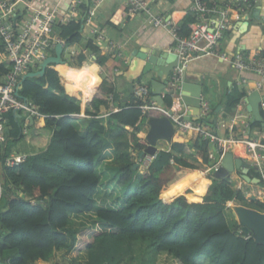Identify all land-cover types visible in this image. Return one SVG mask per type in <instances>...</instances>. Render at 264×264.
Segmentation results:
<instances>
[{
  "label": "trees",
  "instance_id": "16d2710c",
  "mask_svg": "<svg viewBox=\"0 0 264 264\" xmlns=\"http://www.w3.org/2000/svg\"><path fill=\"white\" fill-rule=\"evenodd\" d=\"M195 19L190 14L182 20V35H189V24ZM60 29L67 44L82 41L80 20L61 25ZM88 46L97 51V62L112 77L123 61L110 62L92 41ZM84 60L86 55H81V63ZM9 70L0 64V81ZM108 84L105 79L104 90ZM19 93L51 118L35 117L30 132L25 135L22 133L24 114L21 112L17 120L14 114L10 116L5 155L29 153V156L20 165L2 164L0 168V195L5 203L0 210V264L51 262L55 253L63 249L73 251V261L77 262L82 252H92L98 244L110 252L138 242H148L156 254L170 253L181 264H199L203 257L212 264H264V244L247 238L249 233L241 234L242 226L239 223L233 226L227 216L229 202L248 201L242 191L234 189L230 177L219 179L210 175L203 178L208 181L203 191L197 180L171 197L170 203L160 199V192L171 186L176 167L199 168L186 156L183 144L173 143L170 151L157 152L144 174L139 168L134 169L135 163L130 164L128 169L134 176L121 205H99L97 195L102 182L99 162L108 147L107 133L111 128L136 130L144 117L142 101L134 93L121 104L120 110L101 117L100 106L104 101L94 98V94L84 111L86 98L79 97L82 102L65 94L58 71L52 68L42 77L27 78ZM243 96V93L233 95L229 105L236 106ZM171 106L172 97L166 95L164 107ZM82 112L90 119L84 130L69 116ZM150 115L159 113L151 111ZM252 127L260 128L264 140L262 122L255 121ZM23 144L31 145L33 152L31 148L25 152ZM143 148L142 145L139 150ZM190 148L204 162L213 164L208 155V141L195 135ZM250 201L264 211V202ZM230 205L236 206L233 202ZM89 213L95 214V224L100 222L118 231L79 225L74 219ZM94 264L120 263L104 256Z\"/></svg>",
  "mask_w": 264,
  "mask_h": 264
},
{
  "label": "built area",
  "instance_id": "2783aa9c",
  "mask_svg": "<svg viewBox=\"0 0 264 264\" xmlns=\"http://www.w3.org/2000/svg\"><path fill=\"white\" fill-rule=\"evenodd\" d=\"M21 1L24 0H0V52H4L10 62L9 72L0 81V168L2 164L20 165L29 156V153L5 155L9 113L17 111L24 114L26 120L22 133L25 135L31 130L30 117L43 120L51 118L50 115L42 113L37 105L30 101L26 102L25 99L21 98L18 95V87L25 74L38 71L40 64L46 58L55 55L51 52L56 53V47L59 43H64L63 57L65 58V52H68L70 47L67 41L61 37V25L85 17L84 29L81 34L85 32L84 30L87 27H90V31L95 35V40L98 43L105 42L112 47H118L115 41L93 27L95 16L105 0H73L67 13L61 12L58 6H34L32 3L24 1L26 3L24 13L18 18ZM254 3V0H192L190 12L196 19L191 25L190 34L186 37L180 34V28L177 25H174L170 19H167L156 10L155 0H126V10L130 16H144L146 21L154 27L167 29L176 41L173 53L179 57L178 64L168 77L167 88L171 91L170 94L173 99L172 106L169 109L164 108L154 99L149 100L151 88L148 83L145 81L135 83L133 93L136 98L142 101L140 105L142 112L145 114L149 110H157L163 116L171 118L175 134L180 132L198 135L208 141L210 146H214L215 150L212 149L208 152L210 160L215 161L214 166L209 168L211 173H217L221 170V161L218 160L219 153L230 149L234 145L246 144L264 179V142L260 139L251 140L235 137L234 134H231L234 132L235 121L232 124L217 123L218 128H220V124L231 131L228 135H220L212 129L211 123L206 122L211 109L209 102L201 98L199 115L196 119H193L190 115L189 106L182 97L183 76L188 64L204 56H213L228 61L239 72L255 73L260 76V80L256 82V90L259 92L262 90L264 86V56L262 54L245 53L239 50L233 55H229L219 49V44L225 33L232 29L234 23L243 22L250 18ZM82 12L85 14L82 15ZM61 65L63 64L51 65L48 68L57 67L59 69ZM261 97L260 105L264 108L262 94ZM108 99L112 100L113 95L109 94ZM176 99H179L178 102H176ZM118 110H120L119 106H112L101 117H107ZM69 116L80 117L81 114ZM85 116L87 115L85 114ZM186 116H190L189 120L182 119ZM247 128L249 127L247 126ZM244 131H247V129ZM142 144L144 148L141 151L149 145L147 137L142 141ZM156 154L147 153L142 158L138 154L139 166L144 173L147 172ZM171 162L175 163L173 160ZM202 173L204 174V172ZM21 195L23 194L21 193ZM230 203L227 204V209L231 207ZM99 224L97 222V226ZM239 232L241 234L245 233L243 229H240ZM249 237H252V233L248 234L247 238Z\"/></svg>",
  "mask_w": 264,
  "mask_h": 264
},
{
  "label": "crops",
  "instance_id": "0c3cea01",
  "mask_svg": "<svg viewBox=\"0 0 264 264\" xmlns=\"http://www.w3.org/2000/svg\"><path fill=\"white\" fill-rule=\"evenodd\" d=\"M27 3H32L34 6H47V7H55L58 6L63 13H67L73 3V0H24ZM254 8L251 12V15L255 9H259V14L257 16H250V18L244 20L243 22H235L232 29L227 31L224 35V38L219 44V49L228 53L229 55H233L237 51L241 50L245 53H260L264 56V33L263 28L264 24L261 25L258 23L259 19L264 21V0H254ZM64 3H68L69 7L67 9L63 8ZM192 4V0H155V8L156 10L164 15L167 19H170L174 25L180 28V24L183 19H185L188 15L192 14L190 12V7ZM85 14L82 12V15ZM80 20V19H77ZM82 21V19L80 20ZM194 22V21H193ZM191 22L189 24L190 32H191ZM93 27L100 30V32L104 33L108 38L115 41L118 47H112L108 43L100 42L98 43L95 40V35L92 34L90 31V27H87L85 32L82 34V41L79 43H75L69 45V51L73 56H76L77 59H80L81 55H86V60H84L81 64L85 62H89L87 59L95 57L94 61L100 66V74L102 72H107L98 62H97V51L92 50V47L88 46L90 41L94 47H98L100 49L101 54L109 57L110 62L112 61H123L122 65L116 68L113 74H116V77H107L109 82L108 89H103V78L101 77V82L96 90L94 95L104 101L103 104L100 106V115H104L107 113L108 109L112 106H119L121 108V104L126 102L129 96L126 95L127 93V86L128 81L124 76H119L118 73L123 71L127 67V62L129 61V57L131 52L134 49H139L141 47H150L152 50H161L162 52L171 51L173 52V48L176 45L175 38L173 35L163 27H154L151 23L146 21V18L141 15H134L130 16L126 10V0H105L102 4L101 8L99 9L98 13L95 16V20L93 21ZM84 29V28H83ZM83 31V30H81ZM181 34V31H180ZM190 34V33H189ZM182 35V34H181ZM184 36V35H182ZM126 51V54L124 53ZM2 52V51H1ZM0 52V64H5L9 67L10 62L6 58V55ZM69 63V62H68ZM69 65H71L69 63ZM57 71V67L52 68ZM187 72L191 73V77L187 78L188 81L192 83H198L202 85V98L209 102L211 107L208 121L207 123H211L212 129L215 132H218L220 135H228L231 133L228 128L220 126L217 127V123H228L232 124L235 121L236 125H234V134L237 138H247L251 140L260 139L264 142L260 128H253V122L257 121L254 119L253 114L248 110L247 105V98L249 94L256 91V82L260 80V76L256 75L255 73L251 72H239L236 70L232 64L228 61H224L223 59L213 57V56H204L198 59L191 61L187 66ZM120 77V78H119ZM119 78V79H118ZM145 81L149 84L151 88V95L149 100H153L154 96L152 93V81L148 82L143 78V75L137 79L136 82ZM115 87H118V91H116ZM113 88V91L110 89ZM171 91L168 90L166 87L162 91V95L165 98L166 95H170ZM260 94L264 97V86L262 90H260ZM175 93V92H174ZM180 93V92H179ZM243 93L244 96L241 101L236 106H230V100L232 99L233 95ZM109 94L113 95V99L109 100ZM178 94V93H177ZM76 97V96H74ZM77 98V97H76ZM93 96L86 98V103L83 107L85 109L90 106L93 101ZM80 99L82 102L83 100ZM155 100V99H154ZM179 99H176L178 102ZM173 102V99H172ZM164 107V106H163ZM165 108V107H164ZM262 114L264 113V108L261 107ZM151 111H156L159 113L157 117L163 116L157 110H149L147 113H143L144 117L139 121L137 126V130H140L138 136L140 135L139 142L142 144V141L145 140L146 134L149 132L150 124L149 120L151 117ZM14 113H9L8 118L10 121V116ZM80 117H74L76 119L77 125L80 127L81 130H84L90 119L88 116H85V112L80 113ZM74 115V114H71ZM87 115V114H86ZM194 119V115H191ZM264 116V115H263ZM21 118V117H19ZM18 118V119H19ZM35 120V118H34ZM35 122V121H34ZM264 122L262 125L264 127ZM34 124V123H33ZM247 126L249 128H247ZM8 123V130L9 128ZM141 128L143 130H141ZM112 133L115 131L116 128H111ZM247 131H244L246 130ZM126 130V129H125ZM127 130L135 131L134 127L127 128ZM111 130L108 132L109 137L108 139V147L104 153L106 154L107 150L110 154H113L114 148L111 147ZM180 133V132H179ZM176 133L174 134L171 141L166 139L164 140V144L159 145L158 152L160 150H168L172 149L173 143H180L186 146V156L191 161V157H196L197 162H193V164L197 165L198 169H191V168H182L177 173L185 174L189 170L197 171L199 174L203 176V173L206 169L207 172L215 175V177H230L233 181L234 188H241L245 194L247 200H256L260 202H264V179L262 178L261 171L257 168L252 153L249 151L248 147L244 143H240L234 145L230 149L219 153L218 160L221 161V170L217 173H211L209 168L213 167V164H208L204 162L202 158L199 156L194 155L193 150L190 148V145L193 141L195 135L191 133ZM186 139V141H185ZM160 141V140H159ZM158 141V143H159ZM23 149H27L25 152L31 148V153L33 152V147L31 145H22ZM215 150L214 146H210V150ZM138 149V154L141 151ZM141 156V155H140ZM104 157L99 162V168L104 161ZM236 159H242L248 162L251 166L248 172V175L252 179L251 182L245 180L242 177L241 169H231L232 165H235ZM110 160V159H109ZM107 161V160H106ZM139 162L138 159H134L130 163H137ZM192 162V161H191ZM106 165V163H104ZM135 165V164H134ZM252 167L256 169L259 174H255L252 172ZM139 168V172L144 174V171ZM137 168V169H138ZM106 170V169H105ZM205 173V172H204ZM197 174V173H196ZM102 175V174H101ZM253 179H259V183H255ZM101 182V186L99 189V195L110 191L111 184L107 183V187ZM249 199H248V198ZM125 199V197L123 198ZM101 200L99 201V205L101 204ZM233 203H238L237 199L232 200ZM109 206H116L114 202H111ZM106 207V206H105ZM6 210V209H4ZM257 210H260L259 208ZM263 211V210H260ZM227 212V210H226ZM264 212V211H263ZM228 216V215H227ZM229 218V217H228Z\"/></svg>",
  "mask_w": 264,
  "mask_h": 264
},
{
  "label": "water",
  "instance_id": "95a60500",
  "mask_svg": "<svg viewBox=\"0 0 264 264\" xmlns=\"http://www.w3.org/2000/svg\"><path fill=\"white\" fill-rule=\"evenodd\" d=\"M25 7L26 3L24 1H21L19 4V13L17 15L18 18L23 15ZM259 12V9H255L251 16H257ZM84 21L85 17H83L81 21V30H83L84 28ZM63 45L64 43H59L57 45L55 55L46 58L40 64V69L38 71H31L23 76L22 82L18 87V95L20 94V90L23 88V82L27 78L44 76L47 72L48 67L51 65H69L66 59L63 57ZM178 62V55L170 51L162 52L161 50H152L150 47H141L139 49H134L130 54L126 69L118 73L119 76H124L128 81L126 95L130 96L133 93L137 79H139L142 75L153 72L156 74V78L153 79L151 83L152 93L154 99L158 102V104L164 106L165 98L162 95V91L167 87L168 77L173 68L178 64ZM189 77H191V73L187 72L186 70L183 76L182 97L184 102L189 106L190 115H194V119H196L200 112L202 85L188 81L187 78ZM25 100L26 102L29 101L28 99ZM261 100L262 97L260 92L257 90L254 91L253 93L249 94L247 98V108L253 114L255 120L264 122V116L260 108ZM21 116L22 115L19 112H14V117L16 118V120ZM189 118L190 116H186L182 119L189 120ZM30 122L31 125H33V117H30ZM149 124L150 129L147 133V140L149 142V145L145 150L141 151V158L144 157L147 153L151 155L156 154L158 150V141L162 139L171 141L175 134L173 122L169 116H153L150 118ZM250 166L251 165L248 162L242 159H236L235 165H232L230 168L232 170L235 168L241 169L242 177L245 180L251 182L252 179L248 175ZM138 167L139 162L135 163L134 169H137ZM253 181L255 183L260 182L259 179H253ZM234 209L238 214L240 225L242 226L244 232L252 233V237L257 243L264 244V212L244 205H236Z\"/></svg>",
  "mask_w": 264,
  "mask_h": 264
},
{
  "label": "rangeland",
  "instance_id": "374dc122",
  "mask_svg": "<svg viewBox=\"0 0 264 264\" xmlns=\"http://www.w3.org/2000/svg\"><path fill=\"white\" fill-rule=\"evenodd\" d=\"M261 27L264 24V21L262 19H259L258 22ZM263 28V27H262ZM264 29V28H263ZM264 33V30H263ZM52 54H55V52H51ZM126 54V51L124 52ZM65 59L71 64L73 67H79L81 65L80 59H77L76 56H73L70 51L65 52ZM89 62H91L90 58L87 59ZM100 76L103 78V80L107 79L109 77L108 72H102ZM112 77H116V74H113ZM120 78V77H119ZM118 78V79H119ZM143 78L150 82L153 79L156 78V74L153 72L147 73L143 75ZM116 91H118V87H115ZM111 133H112V129ZM109 130V131H110ZM141 130H143L141 128ZM140 130L130 131L125 129H119L116 128L115 131L111 134V147L114 148L113 154H110V152H106L104 155V161L101 164V167L99 168L100 173L102 174V182L105 185L104 187H107V183L111 184V190L103 194V200L102 195H97L98 200H101L100 206H109L111 205V202H114V205L118 207L121 205V202L123 201V198L125 197V194L130 188L132 176H134L130 170L128 169L130 163L134 159H138V149L143 145L140 144L139 139L140 135L138 136V133ZM107 137H109V134L107 133ZM147 137V134H146ZM108 140V139H107ZM159 145L164 144V140H160ZM110 159V160H109ZM191 161L197 162L196 157H191ZM107 160V161H106ZM106 163V165H104ZM106 169V170H105ZM182 168L175 169L176 175L174 180L170 183L172 186L175 184L181 177L186 175H195L198 173L194 170H188L185 172V174L178 175V171ZM252 172L255 174H259V172L256 171L254 167L251 168ZM206 169L203 174V178L208 179V177L212 174L207 172ZM215 176V175H212ZM216 178V177H215ZM219 179L224 178L223 176L217 177ZM134 188V187H132ZM236 191H240L241 188H234ZM101 198V199H99ZM248 198V197H247ZM3 196L0 195V210L4 207L5 203L3 200ZM249 199V198H248ZM98 201V202H99ZM235 205H244L253 209H258L254 202H251L248 200L246 203H236ZM227 215L229 217L230 223L235 226L238 223L240 224V219L238 217V214L236 213L233 206L229 207L227 209ZM79 225L84 224L87 226H93L96 229H105L107 231H118L116 228L108 227L106 225H102L100 222L99 226H97V223L95 224V214L89 213L80 216L79 218H74ZM103 227V228H102ZM73 251H68L67 249H63L60 251H57L54 255V258L51 262H37L36 264H71L74 262V264H89L92 262L93 264L98 261V259L104 257V256H110L113 260L118 261L120 264H181L177 260L173 258V256L170 253L167 252H160L156 254L152 249L148 242H138L133 243L131 245L121 246L119 249L108 251L107 248H104L102 244H98L96 248L92 252L84 251L80 254L79 259L77 262L73 261ZM199 264H212L210 260L206 257H203L200 259Z\"/></svg>",
  "mask_w": 264,
  "mask_h": 264
},
{
  "label": "clouds",
  "instance_id": "9594fccd",
  "mask_svg": "<svg viewBox=\"0 0 264 264\" xmlns=\"http://www.w3.org/2000/svg\"><path fill=\"white\" fill-rule=\"evenodd\" d=\"M68 3H64L63 8L67 9ZM91 61L95 60V57L90 58ZM100 66L95 62H85L79 67H73L71 65H64L58 69L59 83L64 89L65 94L70 98L72 96L92 97L101 82ZM199 180V188L204 190V185L208 181L204 180L202 175L197 173L195 175H186L181 177L175 184L170 186L166 190L160 192V199L164 202H171V197L179 193V191L185 186H189L190 182Z\"/></svg>",
  "mask_w": 264,
  "mask_h": 264
},
{
  "label": "bare ground",
  "instance_id": "6f19581e",
  "mask_svg": "<svg viewBox=\"0 0 264 264\" xmlns=\"http://www.w3.org/2000/svg\"><path fill=\"white\" fill-rule=\"evenodd\" d=\"M64 65H66V64L61 65V67L64 66ZM59 68H60V67H59ZM179 134H181V133H179Z\"/></svg>",
  "mask_w": 264,
  "mask_h": 264
}]
</instances>
